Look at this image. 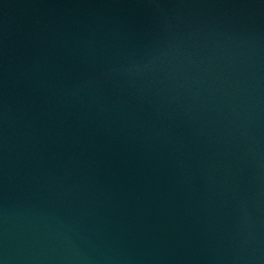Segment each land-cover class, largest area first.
Listing matches in <instances>:
<instances>
[{
  "label": "water",
  "instance_id": "1",
  "mask_svg": "<svg viewBox=\"0 0 264 264\" xmlns=\"http://www.w3.org/2000/svg\"><path fill=\"white\" fill-rule=\"evenodd\" d=\"M0 264H264V0H0Z\"/></svg>",
  "mask_w": 264,
  "mask_h": 264
}]
</instances>
